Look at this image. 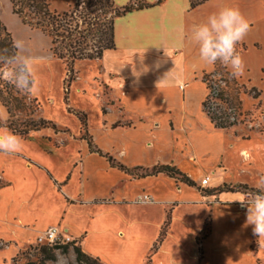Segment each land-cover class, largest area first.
Instances as JSON below:
<instances>
[{
	"label": "crops",
	"instance_id": "0c3cea01",
	"mask_svg": "<svg viewBox=\"0 0 264 264\" xmlns=\"http://www.w3.org/2000/svg\"><path fill=\"white\" fill-rule=\"evenodd\" d=\"M225 6L238 7L250 22L241 55L245 73L261 81L253 84L264 86V0H161L117 18L115 48L96 61L122 111L102 112V126L84 130L102 154L85 138L52 154L47 142L46 155L72 148L60 170L28 153L6 154L0 203L9 191L16 200L8 203L0 240L18 247L58 227L104 264H264V246L237 201L249 194L215 191L256 189L264 139L253 133L243 141L214 127L202 106L209 93L202 77L215 66L200 60L190 38L193 25ZM243 107H252L245 98ZM157 166L176 167L196 186L164 173L143 175Z\"/></svg>",
	"mask_w": 264,
	"mask_h": 264
},
{
	"label": "rangeland",
	"instance_id": "374dc122",
	"mask_svg": "<svg viewBox=\"0 0 264 264\" xmlns=\"http://www.w3.org/2000/svg\"><path fill=\"white\" fill-rule=\"evenodd\" d=\"M135 2L138 3L137 0ZM140 2L143 5L151 4L148 0H141ZM153 2L156 3L157 0ZM47 3L52 12L63 14L72 9L75 0H47ZM0 21L6 27L8 33L11 34L13 41L17 39L24 41V54L33 57L36 61V75L40 81V91L37 95L18 94L19 97H25L24 103L26 107L24 111L15 113L17 116L14 121L19 124H30L32 120L49 122V125H46L39 132L22 137L23 145L19 152L31 154L45 165L60 170L62 169V164L69 160L73 152L72 148L65 147L56 155H46L44 149L47 142L51 143L49 149L51 154L65 145H78L81 143L82 138H89L88 133H90L91 129L102 126L104 122L102 115L100 117L102 112L109 113L113 108H115L114 111L119 112L122 111V108L113 100L110 89L100 81L101 65L98 61L84 60L75 63L72 72L73 80L70 82L65 62L56 58L51 52L52 44L50 38L45 36L40 30L23 24L21 19L13 14L10 0H0ZM250 77H252V74L249 76L247 73L238 79L233 78L231 75H224L223 78L229 81L230 88H225V84L217 83L222 88H225V94L228 95L230 100L239 92L246 91L253 95L255 93L254 90H257L261 93L258 100L256 99L257 101H254L252 96L248 94L241 95L242 101L245 98L248 101V105L252 107L245 110L242 104L244 115L240 118L236 117V120H239L237 125L226 130L227 133L243 141L251 139L253 133L261 135L264 139V86L260 88L255 86L253 83H261V81L255 78L253 80ZM223 78L220 74H217L210 79L216 87L214 81ZM0 83L7 82L0 80ZM233 83H237L238 86ZM7 91H11L10 88ZM15 91L16 89L13 88L11 93L17 96ZM3 95L4 97L7 96L6 90H4ZM218 106L222 110L225 109L222 104ZM228 112L230 113V110ZM233 113L235 112L233 111L231 114ZM230 120L233 121L234 118ZM8 125L9 115L0 102V129L10 130L7 128ZM84 130L88 132L87 136H85L86 132ZM7 155L0 153V169H9ZM7 171L8 174L6 175L9 178L16 179V171ZM36 175V179L44 180L41 174ZM0 183L2 185L7 184L1 174ZM252 194V192H249V199ZM2 196L0 226L4 223L3 218L9 209V201L16 200V195L11 191L5 192ZM41 246L37 244L36 240H32L17 247L15 241L7 240V238L5 240L1 239L0 264H14L15 261L20 263H26L28 260L35 261L39 258V248ZM66 246L68 247L66 253H63L62 250H56L55 261L46 264H78L74 251L76 245L70 244ZM14 253L15 255L11 258Z\"/></svg>",
	"mask_w": 264,
	"mask_h": 264
},
{
	"label": "trees",
	"instance_id": "16d2710c",
	"mask_svg": "<svg viewBox=\"0 0 264 264\" xmlns=\"http://www.w3.org/2000/svg\"><path fill=\"white\" fill-rule=\"evenodd\" d=\"M137 2L138 3L131 1L123 7H117L114 0H75L71 10L63 14H58L50 10L47 0H10L13 14L19 17L23 24L40 30L45 36L50 38L52 44L51 52L56 58L65 62L68 68L67 76L69 75L70 82L73 80L72 72L75 63L84 60H101L105 51L115 48L114 24L117 18L123 17L133 11L154 7L156 4H159L161 0H157L156 4L147 5L141 4L140 0H137ZM192 5L195 6L194 3ZM12 45L13 39L11 34L8 33L6 27L0 21V52L5 50L8 53L15 52ZM237 47L240 53L247 49V46L241 43ZM214 66V72L204 74L202 77V82L205 83L209 91L202 106L215 128L219 130H228L237 125L239 120H236V117L240 118L244 115L241 95L248 94L252 96L253 99H258L261 93L254 89L255 93L253 95L246 91L239 92L230 100L228 95L225 94V88H230L229 81L223 78L224 75H230V73L227 68L222 66L219 62ZM217 74H220L223 79L214 81L215 87L210 78ZM217 83L225 84V88H222ZM233 84L238 86L237 83ZM0 86V102L9 115V125L7 128L12 132L21 137H26L31 133L39 132L46 125H49V122L44 120H40L39 122L32 120L30 124L15 123L14 119L17 116L15 113L24 111L26 107L24 103L25 97H19L18 94L20 92L17 90L15 91L17 96L11 93L14 87L8 83H0ZM9 88L11 91H7ZM4 90H6L7 94L5 97L3 95ZM217 104L224 105L225 109L222 110ZM228 110H230V113ZM233 111L235 113L231 114ZM231 118H234V120L231 121ZM83 126H85V124H83ZM85 136H87V133ZM86 140L91 152L102 154L99 151H95L90 137ZM108 159L112 162L110 157H108ZM119 168L129 171L122 165H119ZM143 171V175L164 173L177 178L189 186H196L194 181L182 174L176 167L157 166L151 170ZM2 186L3 185L0 183V189ZM215 191L218 193L242 192L244 194H249V192L255 193L257 190L250 189L243 185H224ZM167 226H165L162 232L161 240L163 239ZM73 244L75 245V242ZM56 250H62L63 253H66L68 247L41 246L39 248V258L37 260H28L26 263L15 261L14 264H46L48 262H54L56 259ZM74 251L78 264H104L100 259L90 257L83 253L78 246L74 248Z\"/></svg>",
	"mask_w": 264,
	"mask_h": 264
},
{
	"label": "clouds",
	"instance_id": "9594fccd",
	"mask_svg": "<svg viewBox=\"0 0 264 264\" xmlns=\"http://www.w3.org/2000/svg\"><path fill=\"white\" fill-rule=\"evenodd\" d=\"M117 6H124L128 0H114ZM250 31V22L238 7L225 6L211 13L205 22L193 25L191 41L198 47L200 60L207 65L218 62L226 67L233 78L245 74V63L238 45L244 41ZM15 52H0V80L12 85L23 95L35 96L40 91V81L36 75V61L24 54L23 40H14ZM135 71V70H134ZM138 75V73H137ZM23 139L16 133L0 129V153L19 152ZM256 192L251 198L237 200L246 207L245 226L251 225L252 231L258 237L260 246H264V175L258 177L255 183Z\"/></svg>",
	"mask_w": 264,
	"mask_h": 264
},
{
	"label": "built area",
	"instance_id": "2783aa9c",
	"mask_svg": "<svg viewBox=\"0 0 264 264\" xmlns=\"http://www.w3.org/2000/svg\"><path fill=\"white\" fill-rule=\"evenodd\" d=\"M209 182L208 178H205L202 181V186H206ZM37 244L40 245H47L49 247H61L66 246L74 243V240L66 236L63 231L60 230L58 227L50 228L44 233H42L40 236L36 238Z\"/></svg>",
	"mask_w": 264,
	"mask_h": 264
}]
</instances>
